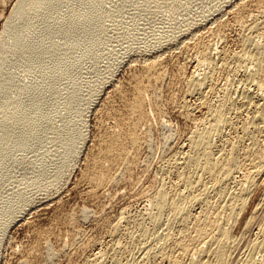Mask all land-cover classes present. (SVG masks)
<instances>
[{"label": "rangeland", "instance_id": "obj_1", "mask_svg": "<svg viewBox=\"0 0 264 264\" xmlns=\"http://www.w3.org/2000/svg\"><path fill=\"white\" fill-rule=\"evenodd\" d=\"M93 1H98L96 7H94ZM250 1L251 0H86L85 3H92L89 6L90 9H93V11L97 9L93 12L91 18L96 20L101 28L100 31H98V43L95 45L92 55H85L80 61L72 63L69 66H59L54 74L56 78L55 89L56 91H59L60 96H66L72 88L78 89V100L76 104L68 107L62 103L61 99L56 98L55 96L51 97L39 107L38 113L40 119L35 126L32 128L22 126V131L20 133L10 135L8 134L10 117L9 107L19 98V84H29L30 81H34L36 74L34 73L30 75L22 71V67L19 74H17V84H15L13 80L9 78L7 73H5V71L11 67L6 66L3 69V72L0 74V133L4 136L7 135V137L0 138V264H17L18 262V264H28L29 260V264H88V260L90 261L91 259L92 260L89 262L90 264H99V262L101 264H109V258H106V256H104L103 259L98 258L100 255L99 253H101L99 251L106 253L104 250H107V252L110 251V253L113 254V249H117L116 252L122 254L123 257L118 255L122 262H126L127 260L129 263L135 262L133 258L134 256L136 257V255L134 254L139 256V254L142 253L140 252L142 249L141 240L138 241L136 239L137 241H135L134 238L136 237L132 238L128 233H134L136 230L135 223L139 222V220H143L142 223L144 222L143 224L150 228L147 214H145L150 212V208L148 209L147 207V202L145 200L146 195L144 196L143 192H149L150 188L155 186V188H157L162 185H165L164 187L169 190L174 188V185L172 186V184L175 182L177 183L176 175L181 173V170H179L177 166V160L176 162L174 160L181 158L183 153L186 152L184 149H187V138H189L191 132L195 130V122L203 117L206 112V108L204 107H195L198 101L191 98L185 99V96L183 97V94H185L184 89L186 88L183 79L192 75H195L200 79L203 78V70H199L198 68L200 67H197L195 65L196 61L193 60L196 57L192 55L193 50L191 48L188 49L185 45H188L191 42L193 43L196 39H204L205 41V39L210 38L206 40V42L210 43V46L212 45L213 47H211L213 49H216L213 50L215 52L214 56H216V52L217 55H220L218 53L222 50H227L229 54L230 52H238L245 32L240 35L239 33L242 31L232 20H234V14L238 10L240 4H243L244 2L249 3ZM18 2L19 0H0V44L4 49L9 48L11 45V41L8 40L7 37H4L5 24L14 13ZM66 6L67 3L64 1L61 6L56 8V12L61 13L62 18L68 16L67 13L62 12ZM29 8L30 5H28V10H30ZM22 22H24V20L16 21L15 25L20 23L23 25ZM218 27L223 29V34L221 35L222 38L220 39H218L219 36H214V33H212L218 29ZM186 31L188 32L187 34H185ZM246 33V35L250 34V37L256 32ZM202 35L204 37H202ZM257 35L258 34L251 36L254 37L251 38V40L259 42L260 39L256 37ZM187 38L192 40L187 41ZM49 40L54 45H64L68 49L71 48L70 43H65L60 34H50ZM70 55L74 56V54ZM189 57L193 62L190 61ZM218 58L219 56L215 57L216 62L219 60ZM157 60L162 61V63L164 62L162 65L163 71L165 72H163V80L160 82L161 92L158 93L162 99L160 97L156 99V102L160 103L158 104L160 108L159 110L161 111H153L155 109L153 108L154 106L152 105V102H148V98H146L145 108H147L145 110L149 114L148 117H150L148 124L142 127L146 134H144L145 138H143L144 140L142 139L138 151L134 152L131 163L133 167L130 164V171L128 169L126 172H123L122 174L120 173L119 176L121 177L118 176L119 178L116 179L117 182L115 181L114 185L106 187L99 192L96 197H89L85 193L86 189L81 181L84 177L83 173H86L87 164L91 158V154H93V151L95 150L96 141L102 134L104 128H108V126L105 125H109V122L106 120L105 123L103 122V115L105 113L107 114L109 109L110 111L112 110L110 104H113V110L116 109V107L118 110L122 107L123 103H121L122 100L118 98V91L122 88L125 89V87L128 91V87L131 85V78L133 77L132 79H134V76L136 77L137 73L141 72L146 64L149 65ZM231 62L229 61V64L227 65L228 67L224 66L218 70V74L215 75V84L218 86H215V91L218 93H215L214 97L211 98L212 103H214L219 96H222L224 89L228 93L230 91L231 96L234 97V93H236L235 89L238 91L241 89V85H239L240 87L238 86V88L237 85L241 84L245 70L243 67L237 68L233 63L231 66ZM134 69L136 71H134ZM235 69H237V73L234 72ZM238 69L241 71L239 70L238 72ZM230 72H234L235 74H231ZM181 73H183L184 76H182ZM69 74H73L75 77L71 78ZM238 80L240 83H238ZM127 85L129 86L127 87ZM28 90L29 88L27 91ZM234 90L235 92L233 93ZM125 94L129 95L130 93ZM237 94L238 93H236V95ZM238 95L235 98H237ZM124 96V94L122 96L120 95L122 99L124 98L123 101H126V99L128 101L129 97ZM150 99L151 98H149V101H151ZM111 100L112 102H109ZM183 104L185 106H183ZM183 107H186L187 109H184ZM118 110L116 109V111ZM186 111L189 112L187 113ZM159 112L160 115L157 116ZM165 112L167 114H165ZM181 115L183 116L181 117ZM244 116L245 115L240 116L238 119L236 118L237 120L234 118L232 119V122L236 120V124L234 122L233 126L236 127L234 128L236 131L233 129H227V132H224L226 134H224L225 139L229 138V136L241 135L240 122H242V119H246ZM100 123H102V125ZM69 128L75 130L78 134L72 153L69 148H64L62 145V136ZM145 130H147V132ZM232 131L237 134L235 133V135ZM153 142L155 143L152 144ZM244 142L245 140H243L242 145H247V142ZM183 144L185 146H183ZM180 151L182 152L180 153ZM178 152L180 154H178ZM145 158H147V160ZM174 165L175 167L177 166L176 170ZM175 172L178 173L176 174ZM139 175L140 177H138ZM161 178L164 179L163 181H168L165 183L161 182ZM239 178L241 179V175H235L233 181L228 185V191L230 194L234 191V186L240 183L241 180ZM236 180H238V182ZM234 181H236L237 184ZM169 185L171 187H169ZM211 194L214 196L213 193ZM212 195L208 194L209 202H218V199L216 200V198H214L215 196L213 197ZM43 197H45L47 201ZM36 200H38L39 203ZM31 202L32 204H30ZM27 203L29 207L26 206L23 213L19 214ZM82 207L83 209L86 208V211L82 210ZM122 210H124L127 215H124L126 213ZM143 210L148 211L144 213ZM256 212L250 230L241 237L240 241L235 245L236 247L232 248L233 250L231 251L232 253L230 252L229 262H227L228 264H239L245 259L243 256L246 255L251 240L255 238L254 235L256 234V229L259 227L260 219L264 215V195L260 196L258 200V208ZM114 218L116 220L121 219L125 222L121 220L119 221L121 222V226L117 233L112 236V234L110 235L109 231H107L109 228L107 229L106 227L114 221L116 222ZM100 222L102 223L100 224ZM124 226L128 227L124 228ZM123 228L127 231L125 232ZM157 229L159 232L162 230H159L160 228ZM122 230L124 232H122ZM130 230L132 231L130 232ZM47 231L48 233H53L56 237L43 238L42 235ZM122 236L126 240H124ZM125 237H130V239L127 240L128 238ZM117 239H120L118 243L122 244L124 247L116 243ZM130 241L132 247H127L130 246L127 245L130 244ZM42 242L45 245L42 244L43 247H39ZM107 242L111 244L113 248ZM139 242L140 245H138ZM94 244H96V247L93 246ZM37 246L38 248H36ZM17 249L18 251H16ZM119 249L120 251H118ZM130 251L132 253L136 251V253L134 252V254H132ZM34 252H36V254ZM32 253H34L33 256ZM93 254L96 255L94 256ZM131 254L132 257H129ZM23 256L25 257L23 258ZM34 256L36 257L34 258ZM48 258L50 259L48 260ZM21 259H24L26 263Z\"/></svg>", "mask_w": 264, "mask_h": 264}, {"label": "bare ground", "instance_id": "obj_2", "mask_svg": "<svg viewBox=\"0 0 264 264\" xmlns=\"http://www.w3.org/2000/svg\"><path fill=\"white\" fill-rule=\"evenodd\" d=\"M64 1L67 3V6L65 7V9L62 10V12L67 13L68 16L62 18L61 13L56 12V8L58 6H61V4ZM85 2L86 0H19L17 6L15 7L14 13L7 20L5 24L4 37L5 38L7 37V39L11 41V45L9 48L4 49L0 44V74L3 72V69L6 66L11 67L10 69L6 70L5 73H7L9 78H11L15 84H17V74H19L20 69L22 67H23V69H21L22 71L30 75L34 73L37 75V76L35 75L34 81H30L29 84L28 83L24 85L19 84L18 86L19 98L9 107V112H10L9 125H8L9 135L14 133H20L22 131V126L27 128H32L33 126H35L40 119V115L38 113L39 107L51 97L55 96L56 98L61 99L62 103L68 107H71L74 104H76L78 100V96H77L78 89L72 88L66 96L63 97L60 96L59 91H56L55 89L56 78L54 74L57 67L69 66L72 63L80 61V59L85 55H92L93 49L95 45L98 43V39H99L98 31H100L101 28L98 22L91 18L93 12L97 9L93 11V9L89 8V6L92 3H85ZM97 2L98 1H93L94 7L97 6ZM28 5H30L29 8L30 10H28ZM233 19L234 20L232 21H234V23L237 24L239 29L242 31L239 34L241 35V33L243 34L245 32L244 37L243 38L241 37L242 38L240 43L241 46L240 49H238L239 50L238 52L236 53L233 52L234 54L230 52V54L232 53L230 55L227 50L221 49L222 51L218 53L220 55H217L216 52V56H214L215 52L213 50L216 49H213L212 48L213 46L211 45L212 46L211 47L210 43L206 42V40L210 39L208 37H207L208 39H205V41L204 39L203 40L196 39L193 43L190 41L191 43L185 45L187 46L188 49L191 48L193 50V54L191 52L190 53L196 56L195 57L196 59L194 58L193 60L196 61L195 65L197 67H200L198 69L203 70L202 71L203 76L201 75L203 78L201 79L197 78L195 75H192L188 78L183 77L185 78L183 80L186 85V88L184 89L185 94H183V97L185 96V99L191 98L198 101L195 107L197 108L204 107L206 108V112L203 117H201L195 122L196 128L193 132H191L189 138H187L186 141L187 143L185 142L187 144L186 145L187 149H184V151L186 150V152L183 153V156L181 158L179 159L174 158L175 162L177 160V166L179 170H181V173L177 172L178 173L177 174L175 172L177 174L176 175L177 183L175 182L176 185L175 183L172 184V186L174 185V188L173 189L171 188L169 190L164 187L165 185L162 186L158 185L159 187L155 188L156 187L155 185H157L155 184L154 185L155 187L150 188L149 192L148 191L145 193L143 192V195L144 196L146 195L145 196L146 199L145 198L142 199L146 200L147 207L148 209L150 208L149 213L147 212L148 210L146 211L143 210L144 213L147 212L145 214H147V220L150 225V228L149 226L146 227L143 224L144 222L142 223L143 220L142 221L139 220V222L135 223L136 230L134 231V233L131 234L128 233L130 237L132 238L136 237L134 238L135 241L141 240L142 249L140 250V252L142 253L137 251L140 253L138 256L137 254H134V252L136 253V251H134L133 253L130 251L132 254L136 255V257L134 256L133 258V260H135L134 263L132 262L129 263L128 260L126 262L121 261L118 255L122 256V254L116 252L117 249H113V254L110 253L109 249H108L109 252H107V250H104L106 253L99 251L101 253H99L100 255L97 254L99 255L98 258L103 259L104 256H106V258H109L108 260L109 264H228L227 262H229L230 252L233 250L232 248L236 247L235 245L240 241L241 237L247 231L250 230L253 220L255 219L254 218L255 214L257 213L256 211L258 208V200L260 196L264 195L263 194L264 193V0H251L249 3L244 2L243 4H240L238 10L234 14ZM20 20L21 21L24 20V22H22L23 25H21V23L15 25L16 21H20ZM222 30H223L222 28L218 27V29H216L212 33H214V36H219L218 39H220L222 38L221 35L223 34ZM187 31L185 34L188 33ZM246 32L248 33L256 32L255 34H258L256 37H258L260 41L258 42L256 40L257 42H254L253 40H251V38L254 37L251 36H255V34L249 37L250 34L246 35L247 34ZM52 33L60 34L63 40L65 41V43H70L71 48L68 49L64 45L57 46L51 43L49 40V36ZM209 33L212 34L211 32ZM202 37L204 36L202 35ZM189 40L192 39L187 38V41ZM70 54H74V56ZM217 56H219L218 58L219 60L216 62L215 57ZM189 59L191 61L190 57ZM229 61L230 62L232 61L231 66L233 63V65H235L237 68L243 67V69L245 70L244 71L245 74L243 75L244 77H242L243 79L241 80V84L237 85V88L239 85H241V89L239 88L240 91L235 89L236 93H238L239 95L237 94L238 97L235 98L237 96L236 93H234L235 90L233 91V93L235 94L234 97L231 96L230 91L228 93L223 88L224 92H222V96H219L216 100L214 99L215 102L212 103L211 98H213L216 93L215 75L218 74L217 73L218 70H220L224 66L226 67L229 64L228 63ZM162 64H164V62L162 63V61L160 60H157L149 65L146 64V66H144L142 71L140 70L141 71L139 72L140 74L137 73V76L136 77L134 76V79H132L133 77L131 78L130 80L131 85L130 86L127 85V87L129 86L128 91L126 90L127 89L126 87L125 89L121 87L122 89L119 91L116 88V90L118 91L117 94H119L118 98H120V100H122L121 103H123L122 107L119 110L116 107L118 111L114 109L116 111L115 113V111L112 108L113 104H110L112 110L110 111L109 109L110 112L108 111L107 114L105 113L106 115L105 114L103 115V122L105 123L106 120L107 122H109V125H105L108 126V128L107 127L106 129L104 128L102 134L101 135L99 134L100 136L96 141L95 150L93 151V154H91V158L87 164L88 166L86 173L85 174L83 173L84 177L81 181L83 186H85L86 189L85 193L89 197L90 196L96 197V195L106 187L110 185H114L115 181L117 182L116 179L121 177L119 176L120 173L122 174L123 172H126L129 169V166L133 160L134 152L138 151V148L142 143L141 142L142 139L145 138L144 134H146L142 129L143 126L148 124L150 117V116L148 117L149 114L145 110L147 108V107L145 108L146 98H148L147 99L148 102H152V105L154 106L152 107L155 109L153 111L156 112L161 111L159 110L160 103L156 102V99L160 97L158 93L161 92L160 82L163 80V72H164ZM236 70L237 69L233 71L236 72ZM239 70L240 69H238V72ZM134 71L136 70L134 69ZM181 74L182 76H184L183 73ZM69 76L71 78L75 77V75L73 74H69ZM238 83H240V81ZM28 88L29 90L27 91ZM125 93H130V94L128 95ZM123 94L125 95L124 97L127 96L129 97L128 101L127 99L126 101H123L124 98L122 99L120 97V95L122 96ZM149 98H151L150 99L151 101H149ZM112 100L109 102H112ZM183 106L185 105L183 104ZM183 108L187 109L186 107ZM112 112H114L115 114ZM186 112L188 113L189 111ZM165 114L167 113L165 112ZM158 115H160V112L157 114V116ZM243 115H245L244 117L246 119L241 120L242 121L240 122L241 126L238 124L241 129L240 130L241 135H236L237 133L235 132L236 133L235 134L234 131H232L236 136H231V137L229 136V138L225 139L224 132L227 129L230 130L233 129L236 131V129H234L236 127H233L234 122L238 118H240V116ZM182 116L183 115H181V117ZM233 118L234 119L237 118V119L232 122ZM102 123L100 124L102 125ZM145 131L147 132V130ZM3 137H7V135L4 136L3 134L0 133V138ZM77 138H78V134L76 133V131L69 128L64 132L62 136V145L64 146V148H69L72 153L74 148V143L77 140ZM243 140H245L244 143L247 142V145L245 146L242 145ZM154 143L155 142H153L152 144ZM183 146L185 145L183 144ZM181 152L182 151H180V153ZM180 153L178 152V154ZM145 159L147 160V158ZM176 167L175 170L177 169ZM145 170H149V169H145ZM237 174L241 175V179L239 178L241 181L238 185H236L237 184L236 181L238 182V180L234 181L236 183V184L234 183L236 186L231 184L235 188L232 186L234 188V191H232V193L230 194L228 191V185L233 181L235 175L237 176ZM138 177H140V175ZM163 180L164 179H162L161 182L165 183L168 181V180L167 181H163ZM169 187L171 186L169 185ZM211 193H213L215 197ZM208 194L212 195L214 198H216V200L218 199V202L216 201H215L216 203L209 202ZM43 198L46 200L45 197ZM30 204H32V202ZM26 206H28V203L19 212V214L23 213V210H25ZM82 210L86 211V208L83 209L82 207ZM124 215H127V213ZM121 219L119 220L115 219L116 222L114 221L112 224L108 223L109 225L106 224L107 225L106 228L107 229L109 228V230L107 229L106 230L109 231L110 235L112 234L113 236L115 233H117V231L121 226V222H119ZM260 220L261 221L259 223V227L256 229V234L254 235L255 238L251 240L248 247V251L246 255L243 256V258L245 259L239 264H264V215ZM101 223L102 222H100V224ZM125 227L128 226H124V228ZM157 228H160L159 230L161 229L162 230L159 232ZM48 231L45 232L44 235H42L43 238L56 237L54 236L53 233H48ZM124 231L122 230V232ZM131 231L132 230H130V232ZM130 237L129 238L125 237V238H128L127 240H129ZM119 240L117 239L116 240L117 242L116 241L115 242L118 243ZM43 242L46 243L45 241ZM43 242L41 243V245H39V247L40 246L43 247V245H45L43 244ZM119 244L120 243H118V245ZM95 245L96 244H94L93 246ZM109 245L111 246V244ZM127 245H126L127 247H132L131 241L130 244ZM138 245H140V242ZM120 246L123 245L120 244ZM36 248H38V246ZM16 251H18V249ZM118 251H120V249ZM36 252L34 253L36 254ZM34 253H32V256L34 255ZM132 254L131 256L129 255V257H132ZM24 257L25 256H23V258ZM35 257L36 256H34V258ZM49 259L50 258H48V260ZM22 261L25 260L23 259ZM90 261L88 260V264H90L89 263ZM99 264L101 263L99 262Z\"/></svg>", "mask_w": 264, "mask_h": 264}]
</instances>
